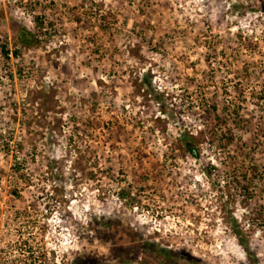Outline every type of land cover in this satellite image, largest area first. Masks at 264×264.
Instances as JSON below:
<instances>
[{"label":"rangeland","instance_id":"1","mask_svg":"<svg viewBox=\"0 0 264 264\" xmlns=\"http://www.w3.org/2000/svg\"><path fill=\"white\" fill-rule=\"evenodd\" d=\"M261 207L264 0H0V264H264Z\"/></svg>","mask_w":264,"mask_h":264},{"label":"trees","instance_id":"2","mask_svg":"<svg viewBox=\"0 0 264 264\" xmlns=\"http://www.w3.org/2000/svg\"><path fill=\"white\" fill-rule=\"evenodd\" d=\"M25 32V30H24ZM16 40H18V42H20L21 44L24 43V44H28V39H26L23 36L20 35L19 33V36H16ZM16 54V53H15ZM204 108V107H203ZM227 108V107H226ZM217 110V107L215 105H207V107H205L203 109V115H207V113L209 114L211 111L212 112H215ZM215 119H216V122L220 125V126H224L226 127V131H227V135H224V133L222 134V131H220V135L219 136H216L214 139L215 140H218V141H223V139L227 140L226 143H230L232 140H233V133H232V130H231V123H229V117L226 115L223 116V113L222 115H216L215 116ZM213 134H216V132H214ZM178 140L181 142L180 144L184 147V149L192 156V157H198L199 154H200V151H199V148L197 146V141L195 140V138L193 137V135H191L189 132L185 131V133H181L178 137ZM209 145L211 146V144L213 143V140L211 141H208ZM222 144V143H221ZM220 150H222V145H220L218 147ZM242 166H244V164L241 163ZM248 166H250L251 168L250 169H254V177H252V179H257V178H261L263 176L262 172L259 170V167L257 165H255L254 163H250ZM216 170V167L214 165H208L207 169L205 170L206 174L207 175H211V173ZM246 170H249V169H246ZM247 172H245L243 174V180H246L247 178ZM257 174V175H256ZM262 209H264V207H261ZM256 214V218H260L261 214L260 213H257L255 212ZM236 225V223H234L233 225V228H234V232L235 234L238 236L241 244L244 246V249H245V252L246 253H250V250H249V246L247 243H244L243 241V237H242V233H241V230L240 229H236L234 226ZM130 230V231H129ZM127 232L130 234V235H137V233L132 230V229H129ZM101 236L102 238L105 237L106 239V236H108V232H101ZM109 239V238H108ZM143 246H145V248L147 249H151L152 251H154V253H157L160 255V257L164 258L165 260L167 261H172L173 260V256L171 254V252L167 249H154V248H149L150 245L149 244H144ZM113 250V249H112ZM119 256H122V255H119ZM126 256V259H127V262H133V261H136V256L133 255V251L132 249L128 250L126 252V254L124 255ZM74 264H88V260L87 259H84L83 257H77L74 261Z\"/></svg>","mask_w":264,"mask_h":264}]
</instances>
